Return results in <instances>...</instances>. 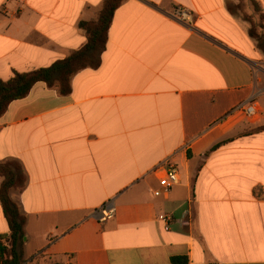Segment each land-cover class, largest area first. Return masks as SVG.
Wrapping results in <instances>:
<instances>
[{
  "label": "crops",
  "instance_id": "obj_1",
  "mask_svg": "<svg viewBox=\"0 0 264 264\" xmlns=\"http://www.w3.org/2000/svg\"><path fill=\"white\" fill-rule=\"evenodd\" d=\"M104 2L0 0V80L83 49L80 24ZM255 3L264 14V0H126L98 69L76 74L68 95L38 83L10 104L0 164L18 163L26 176L11 196L27 217L28 264H264ZM176 6L193 22L172 19ZM251 100L254 119L236 111ZM165 162L180 184L156 197ZM109 205L114 217L100 222ZM9 234L0 201V235Z\"/></svg>",
  "mask_w": 264,
  "mask_h": 264
},
{
  "label": "trees",
  "instance_id": "obj_2",
  "mask_svg": "<svg viewBox=\"0 0 264 264\" xmlns=\"http://www.w3.org/2000/svg\"><path fill=\"white\" fill-rule=\"evenodd\" d=\"M125 1L105 0L96 19L80 24L88 38V43L83 49L73 52L68 58L56 62L51 67L24 74L17 73L7 82L0 80V118L11 103L25 99L36 84L45 83L50 88H57L62 95H68L71 92V80L76 74L85 69H98L114 15ZM255 12L263 22L264 14L257 3ZM259 27L263 28L262 25ZM250 35L256 37V29H252ZM218 147L220 145L213 150ZM0 178V201L10 231L9 235H0V264H28L24 251L27 217L11 196L13 189L26 184V176L20 164L7 163L0 164Z\"/></svg>",
  "mask_w": 264,
  "mask_h": 264
},
{
  "label": "built area",
  "instance_id": "obj_3",
  "mask_svg": "<svg viewBox=\"0 0 264 264\" xmlns=\"http://www.w3.org/2000/svg\"><path fill=\"white\" fill-rule=\"evenodd\" d=\"M171 18L180 23H192L193 17L191 12L181 6L173 8ZM241 115L249 119H254L259 116V103L257 100H251L248 103L242 105L237 110ZM155 174L159 180V189L154 192L156 197H161L168 194L172 188L180 184V174L178 170L172 166L169 162L162 164L156 171ZM115 207L109 205L104 206L98 211L100 222H106L111 220L115 215ZM160 221L165 225V229L168 230L169 216H161Z\"/></svg>",
  "mask_w": 264,
  "mask_h": 264
},
{
  "label": "rangeland",
  "instance_id": "obj_4",
  "mask_svg": "<svg viewBox=\"0 0 264 264\" xmlns=\"http://www.w3.org/2000/svg\"><path fill=\"white\" fill-rule=\"evenodd\" d=\"M260 25H262L263 26V28L261 29L259 26ZM261 29L262 30V32H263V34H264V25H263V22L262 21H260V18H259V22L258 23H256L255 24V29ZM264 36V35H263ZM264 41V40H263Z\"/></svg>",
  "mask_w": 264,
  "mask_h": 264
}]
</instances>
